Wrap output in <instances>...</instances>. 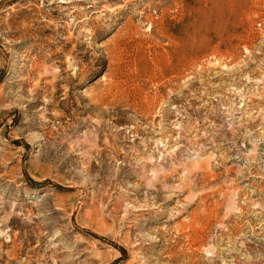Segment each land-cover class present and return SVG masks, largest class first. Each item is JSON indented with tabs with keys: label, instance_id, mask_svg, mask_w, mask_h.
Wrapping results in <instances>:
<instances>
[{
	"label": "rangeland",
	"instance_id": "rangeland-1",
	"mask_svg": "<svg viewBox=\"0 0 264 264\" xmlns=\"http://www.w3.org/2000/svg\"><path fill=\"white\" fill-rule=\"evenodd\" d=\"M0 264H264V0H0Z\"/></svg>",
	"mask_w": 264,
	"mask_h": 264
},
{
	"label": "bare ground",
	"instance_id": "bare-ground-1",
	"mask_svg": "<svg viewBox=\"0 0 264 264\" xmlns=\"http://www.w3.org/2000/svg\"><path fill=\"white\" fill-rule=\"evenodd\" d=\"M217 2V1H216ZM223 4V3H222ZM221 6V5H220ZM224 11V10H223ZM221 13V12H220ZM175 41V40H174ZM178 41V40H177ZM175 46V45H174ZM177 46V45H176Z\"/></svg>",
	"mask_w": 264,
	"mask_h": 264
}]
</instances>
